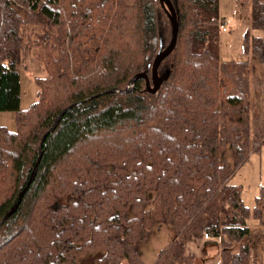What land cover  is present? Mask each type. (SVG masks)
I'll use <instances>...</instances> for the list:
<instances>
[{"label":"trees","instance_id":"1","mask_svg":"<svg viewBox=\"0 0 264 264\" xmlns=\"http://www.w3.org/2000/svg\"><path fill=\"white\" fill-rule=\"evenodd\" d=\"M170 1L177 40L158 67L168 78L150 94L143 79L128 93L102 92L150 75L172 30L158 0H0V111L16 122L14 131L0 126V220L41 137L73 104L0 225V264H78L97 251L96 264H143L142 247L163 225L174 238L153 264H193L188 235L217 238L220 264H252L251 250L264 248V187L250 211L230 183L264 145V115H252L250 102L255 65L264 76V38L245 32L251 61H223L219 0ZM235 2L238 18L264 30V0ZM30 56L46 75L21 109L19 65Z\"/></svg>","mask_w":264,"mask_h":264},{"label":"rangeland","instance_id":"2","mask_svg":"<svg viewBox=\"0 0 264 264\" xmlns=\"http://www.w3.org/2000/svg\"><path fill=\"white\" fill-rule=\"evenodd\" d=\"M236 11L235 0H219L221 20H228L227 31L220 29V57L223 61H251L250 57L244 55L243 52L245 32L249 36H260L264 38V30L251 28L247 19H241L236 16ZM254 68V72L252 71L253 73L250 75L251 111L252 115L254 112H260V114L262 113L264 115V76H261L262 67L260 65H255ZM19 72L20 108L24 109L29 107L37 99L38 89L35 79L44 77L46 75V68L41 61L30 56L26 63L23 62L19 65ZM257 82V89H254V84ZM0 126L14 131L16 129L14 112L0 111ZM230 183L241 185L243 203L252 211L255 205V199L259 195L261 187H264V145L260 151L251 152L248 159L234 170L230 178ZM254 221L257 220L251 214L247 223L251 225ZM255 227L257 226L252 227L251 232ZM261 228L264 230V225ZM173 238V233L165 225L158 229L142 247L143 264H153L160 250L166 248ZM204 238L188 235L186 252L193 254L194 261H198L200 264H206L207 262L216 263L220 258L219 248L217 249L215 243L210 245ZM101 255V251L85 253L79 257L78 264H96V259L101 257ZM250 259L252 264H264V248L255 253L252 249Z\"/></svg>","mask_w":264,"mask_h":264},{"label":"water","instance_id":"3","mask_svg":"<svg viewBox=\"0 0 264 264\" xmlns=\"http://www.w3.org/2000/svg\"><path fill=\"white\" fill-rule=\"evenodd\" d=\"M160 5L162 6V8L165 10L170 22H171V38L169 43L167 44V46L163 49H159L152 61L151 64V71H150V75H148L146 72H139L137 74H135L130 82L128 83V85L123 88H111L108 89L102 93H128L132 90L134 83L137 79H143L145 82V91L150 93V94H155L161 84L168 78V72H166L165 74L159 75L158 74V67L160 62L165 59L174 49L175 44H176V40H177V33H178V21H177V15H176V11L174 9V6L172 5L170 0H158ZM98 94H96L97 96ZM95 97V96H93ZM73 104L69 105L68 107H66L65 109H63L55 118V120L53 121V123L51 124L50 128L48 129V131L41 137L40 140V144L38 147V156H37V160L33 166V169L30 173L29 179L27 180L25 186L22 188V190L19 192L16 201L14 202V204L9 208V210L5 213V215L3 216V218L0 220V225L11 215L13 214L17 207L19 206L21 199L23 197V195L25 194V192L27 191L30 183L33 181L36 171H37V166L38 163L40 161L41 155H42V150H41V144L44 141L46 135L53 131L55 129V127L57 126L60 118L63 116V114L65 113V111L72 107Z\"/></svg>","mask_w":264,"mask_h":264},{"label":"crops","instance_id":"4","mask_svg":"<svg viewBox=\"0 0 264 264\" xmlns=\"http://www.w3.org/2000/svg\"><path fill=\"white\" fill-rule=\"evenodd\" d=\"M239 185V184H238ZM257 225V221H254V223H252L251 225L248 223V226H249V228L250 229H252V227H254V226H256ZM205 240H207L206 242L207 243H209L210 245L212 244V243H215L216 245H217V249L219 248V244H218V239L217 238H211V237H209V238H204ZM219 250V249H218ZM157 258V257H156ZM155 262V261H154ZM153 262V263H154ZM194 264H200L198 261L196 262V261H194ZM206 264H220V258H219V260L216 262V263H209V262H207Z\"/></svg>","mask_w":264,"mask_h":264},{"label":"built area","instance_id":"5","mask_svg":"<svg viewBox=\"0 0 264 264\" xmlns=\"http://www.w3.org/2000/svg\"><path fill=\"white\" fill-rule=\"evenodd\" d=\"M227 24H228V20H221L219 28L222 31H227ZM205 238H209V236L207 234L204 235Z\"/></svg>","mask_w":264,"mask_h":264}]
</instances>
